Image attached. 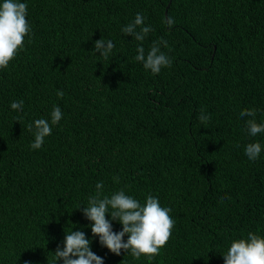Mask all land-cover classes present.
Masks as SVG:
<instances>
[{
  "label": "trees",
  "instance_id": "16d2710c",
  "mask_svg": "<svg viewBox=\"0 0 264 264\" xmlns=\"http://www.w3.org/2000/svg\"><path fill=\"white\" fill-rule=\"evenodd\" d=\"M0 264H264V0H0Z\"/></svg>",
  "mask_w": 264,
  "mask_h": 264
},
{
  "label": "water",
  "instance_id": "95a60500",
  "mask_svg": "<svg viewBox=\"0 0 264 264\" xmlns=\"http://www.w3.org/2000/svg\"><path fill=\"white\" fill-rule=\"evenodd\" d=\"M166 14V13H165Z\"/></svg>",
  "mask_w": 264,
  "mask_h": 264
}]
</instances>
